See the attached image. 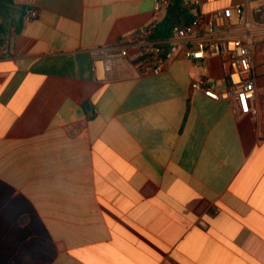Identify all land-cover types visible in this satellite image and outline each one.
I'll return each mask as SVG.
<instances>
[{
    "label": "crops",
    "instance_id": "0c3cea01",
    "mask_svg": "<svg viewBox=\"0 0 264 264\" xmlns=\"http://www.w3.org/2000/svg\"><path fill=\"white\" fill-rule=\"evenodd\" d=\"M156 1L0 0V264H264V76L245 107L192 89L226 72L185 45L160 75L95 76Z\"/></svg>",
    "mask_w": 264,
    "mask_h": 264
},
{
    "label": "built area",
    "instance_id": "2783aa9c",
    "mask_svg": "<svg viewBox=\"0 0 264 264\" xmlns=\"http://www.w3.org/2000/svg\"><path fill=\"white\" fill-rule=\"evenodd\" d=\"M185 2L198 6L197 0ZM170 4L171 0H157L156 15L165 16ZM37 17L38 9L30 8L26 18L30 21ZM156 22L139 27L116 45L100 49L94 58L97 80L110 79L113 64L119 59H130L141 72L160 75L185 45L189 59L203 64L208 58H219L226 72L225 88L219 89L207 76L199 75L192 89L214 101L233 100L238 107L255 100L259 80L264 76V0H245L208 15L198 13L188 26L175 27L166 42L152 39ZM8 48L6 42L0 44V57L8 53Z\"/></svg>",
    "mask_w": 264,
    "mask_h": 264
},
{
    "label": "trees",
    "instance_id": "16d2710c",
    "mask_svg": "<svg viewBox=\"0 0 264 264\" xmlns=\"http://www.w3.org/2000/svg\"><path fill=\"white\" fill-rule=\"evenodd\" d=\"M9 5H14L13 0H2ZM30 8L23 9L24 13H28ZM197 10V11H194ZM200 13L198 6H189L185 0H171V4L168 7L165 17L152 25L153 35L152 39L156 41L166 42L171 36L175 27H186L190 24L195 15ZM19 26L22 22L19 21ZM3 32H0V44L8 41L9 34L6 28L2 25ZM168 48V46H165Z\"/></svg>",
    "mask_w": 264,
    "mask_h": 264
},
{
    "label": "rangeland",
    "instance_id": "374dc122",
    "mask_svg": "<svg viewBox=\"0 0 264 264\" xmlns=\"http://www.w3.org/2000/svg\"><path fill=\"white\" fill-rule=\"evenodd\" d=\"M4 5H5V4H4ZM6 6H8V5H6ZM4 8H6V7H4ZM2 13H3V14H7V15L11 14L10 10H3ZM12 22H13V21H12Z\"/></svg>",
    "mask_w": 264,
    "mask_h": 264
},
{
    "label": "water",
    "instance_id": "95a60500",
    "mask_svg": "<svg viewBox=\"0 0 264 264\" xmlns=\"http://www.w3.org/2000/svg\"><path fill=\"white\" fill-rule=\"evenodd\" d=\"M0 32H3L2 26L0 25ZM86 108H89V104H86Z\"/></svg>",
    "mask_w": 264,
    "mask_h": 264
}]
</instances>
